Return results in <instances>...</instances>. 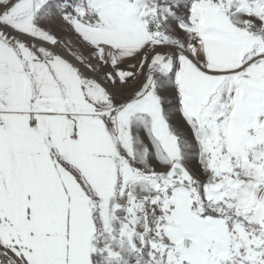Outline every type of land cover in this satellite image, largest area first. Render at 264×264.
Wrapping results in <instances>:
<instances>
[{
    "label": "snow or ice",
    "instance_id": "obj_1",
    "mask_svg": "<svg viewBox=\"0 0 264 264\" xmlns=\"http://www.w3.org/2000/svg\"><path fill=\"white\" fill-rule=\"evenodd\" d=\"M0 264H264V0H0Z\"/></svg>",
    "mask_w": 264,
    "mask_h": 264
}]
</instances>
